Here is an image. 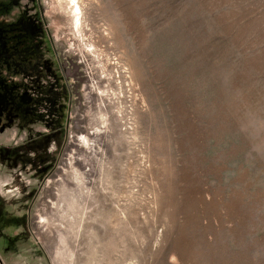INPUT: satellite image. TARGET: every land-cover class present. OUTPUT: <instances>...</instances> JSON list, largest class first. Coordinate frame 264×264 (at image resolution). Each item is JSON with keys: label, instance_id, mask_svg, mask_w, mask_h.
<instances>
[{"label": "rangeland", "instance_id": "1", "mask_svg": "<svg viewBox=\"0 0 264 264\" xmlns=\"http://www.w3.org/2000/svg\"><path fill=\"white\" fill-rule=\"evenodd\" d=\"M0 264H264V0H0Z\"/></svg>", "mask_w": 264, "mask_h": 264}, {"label": "flooded vegetation", "instance_id": "2", "mask_svg": "<svg viewBox=\"0 0 264 264\" xmlns=\"http://www.w3.org/2000/svg\"><path fill=\"white\" fill-rule=\"evenodd\" d=\"M9 92V95H8V98H9V96H10V93L12 92V90L10 89V88H8V90H5L4 89V92H5V94H4V99H5V102L6 103H8V98H6V93H8ZM19 102H21V103H19V104H15V105H10V106H12L16 111H17V105H18V111H22V107H24L25 108V110H24V112H30V108H31V105H32V100H31V98H29V97H25V99H23L22 101H19ZM25 113V114H26Z\"/></svg>", "mask_w": 264, "mask_h": 264}]
</instances>
